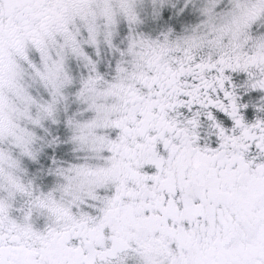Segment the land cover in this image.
<instances>
[{
  "label": "snow or ice",
  "instance_id": "6c2138e0",
  "mask_svg": "<svg viewBox=\"0 0 264 264\" xmlns=\"http://www.w3.org/2000/svg\"><path fill=\"white\" fill-rule=\"evenodd\" d=\"M0 264H264V0H0Z\"/></svg>",
  "mask_w": 264,
  "mask_h": 264
}]
</instances>
